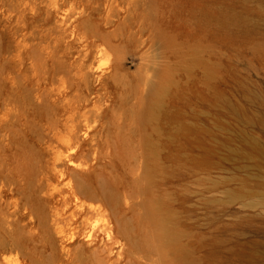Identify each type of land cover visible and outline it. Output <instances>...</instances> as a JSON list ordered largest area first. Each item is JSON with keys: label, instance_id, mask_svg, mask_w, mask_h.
Here are the masks:
<instances>
[{"label": "rangeland", "instance_id": "374dc122", "mask_svg": "<svg viewBox=\"0 0 264 264\" xmlns=\"http://www.w3.org/2000/svg\"><path fill=\"white\" fill-rule=\"evenodd\" d=\"M123 1L114 46L88 52L100 113L0 132V203L18 204L0 264H264V0ZM106 6L58 0L50 24ZM16 20L0 0L6 88L30 67Z\"/></svg>", "mask_w": 264, "mask_h": 264}, {"label": "bare ground", "instance_id": "6f19581e", "mask_svg": "<svg viewBox=\"0 0 264 264\" xmlns=\"http://www.w3.org/2000/svg\"><path fill=\"white\" fill-rule=\"evenodd\" d=\"M57 2L58 0H16L17 20L11 35L19 46H23L20 54L24 53L30 59V67L21 77L18 74L9 76L10 82L6 88L2 66V133L28 128L33 116L43 109L50 110L55 122H59L63 117L66 119L71 112H80L89 103L92 104V110L98 114L107 100L109 91L104 85L94 88L87 84L86 75L92 65L87 64L90 56L88 52L92 50L98 53L104 50L105 46H114L116 30L121 19L119 5L122 0H106V12L96 24H88V14L80 11L76 16L64 18L62 28L51 26L49 19L53 12L58 11ZM123 2L130 5L134 4L135 0ZM87 7L90 8L91 5ZM27 10H30L33 16H29ZM43 13L45 17L40 19ZM258 13L264 18V12L261 13L260 8ZM36 21H40L39 24H33ZM70 93L71 98L68 97ZM76 143L77 139L73 144ZM14 175L25 179L19 171L15 174L10 171L6 174V182L10 183ZM4 204L0 203V212L5 210L3 214L17 212L18 204L13 199L7 197ZM83 222L88 224L86 219H83ZM96 231L95 226L89 224L87 236L92 237Z\"/></svg>", "mask_w": 264, "mask_h": 264}]
</instances>
